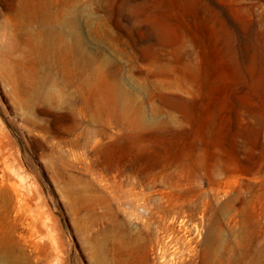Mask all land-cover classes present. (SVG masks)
<instances>
[{
  "label": "rangeland",
  "instance_id": "1",
  "mask_svg": "<svg viewBox=\"0 0 264 264\" xmlns=\"http://www.w3.org/2000/svg\"><path fill=\"white\" fill-rule=\"evenodd\" d=\"M0 142V264H264V0H0Z\"/></svg>",
  "mask_w": 264,
  "mask_h": 264
},
{
  "label": "bare ground",
  "instance_id": "2",
  "mask_svg": "<svg viewBox=\"0 0 264 264\" xmlns=\"http://www.w3.org/2000/svg\"><path fill=\"white\" fill-rule=\"evenodd\" d=\"M0 143H1V142H0ZM0 150H1V149H0ZM1 153H2V152H1ZM1 157H2V156H1ZM6 157H7V156H6ZM3 159H4V158H3ZM3 159H2V160H3ZM6 160H7V159H5V161H6ZM4 173H5V172H4ZM13 175H14V174H13ZM13 175L10 174V175H8V177L11 179V181H13V182H12V183L14 184L13 186H15V185H17V184H16L17 182H16V180H15L17 176L15 177V175H14V176H13ZM4 176H6V174H4ZM9 178H8V181H9ZM8 183H10V182H8ZM10 185H12V184H10ZM17 186H18V187H17ZM17 186H15V187H17V188L14 187V189H16V192L18 193L17 190H18V188H19V184H18ZM19 191H20V190H19ZM24 194H25V193H24ZM18 196H19V197H18L17 199L20 201V202H18L19 204H21L20 207H26L25 204H26L27 202H24L26 199H24L23 194H21V193L19 192V195H18ZM25 197H26V196H25ZM18 203H17V204H18ZM20 207L18 206L17 208L19 209ZM27 209H29V208H27ZM30 209H31V208H30ZM20 210H22V209H19L18 211H20ZM25 211H26V210H25ZM25 211H23V213H24ZM31 212H32V211H31ZM20 213H22V212H20ZM27 214H28V212H27ZM29 214H30V212H29ZM30 215H32V216H31L32 219H31L30 221L27 222V223H29L28 226L31 227V228H35L36 225H37V223H38V222H37L38 219H37V217L34 216L33 214H30ZM26 217H27V216H26ZM31 217H29V218H31ZM31 228H29V229L31 230ZM35 229H36V228H35ZM32 230H33V232L35 231L34 229H32ZM33 234H34V233H33ZM33 234H32V235H33ZM34 237H36V235H34ZM37 238H38V235H37ZM41 238H42V237H41ZM32 239H33V238H32ZM36 240H37V239H36ZM32 241H33V240H32ZM32 241H31V242H32ZM36 244H37V243H36ZM35 247H36V246H35Z\"/></svg>",
  "mask_w": 264,
  "mask_h": 264
}]
</instances>
